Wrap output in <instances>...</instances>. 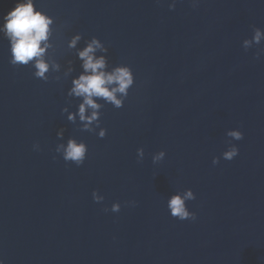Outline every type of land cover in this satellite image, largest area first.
Here are the masks:
<instances>
[{
    "label": "water",
    "instance_id": "water-1",
    "mask_svg": "<svg viewBox=\"0 0 264 264\" xmlns=\"http://www.w3.org/2000/svg\"><path fill=\"white\" fill-rule=\"evenodd\" d=\"M16 2L0 0V23ZM34 2L54 18L47 58L60 68L45 81L12 65L0 33L3 264H264V55L242 47L264 29V0ZM92 36L108 48L97 53L107 70L134 73L122 107L98 101L103 138L82 130L80 98L67 95ZM69 138L87 145L80 166L55 151ZM229 141L239 151L225 160ZM188 188L196 219L179 220L167 200Z\"/></svg>",
    "mask_w": 264,
    "mask_h": 264
},
{
    "label": "clouds",
    "instance_id": "clouds-1",
    "mask_svg": "<svg viewBox=\"0 0 264 264\" xmlns=\"http://www.w3.org/2000/svg\"><path fill=\"white\" fill-rule=\"evenodd\" d=\"M198 0H193V4ZM175 7V0L169 5ZM54 18L47 12L35 6L34 0H17L15 6L8 10L3 23H0V33H2L10 42V63L14 66L32 65L35 69L34 76L47 81L48 73L58 71L60 65L50 62L47 58V50L51 47L50 37L53 33L52 25ZM82 35L74 34L68 44L69 48H75ZM264 42V29L254 27L252 35L245 38L242 47L248 51L253 45L257 46L255 56L259 58L264 55V47L260 45ZM108 48L96 36H92L86 45L78 50V58L82 61L83 71L72 79L71 88L68 90L69 97L80 98L78 105L79 120L83 124V129L93 131L96 128L101 130L98 136L103 138L106 135V129L100 126V109L104 103H110L116 108L123 106L124 100L128 95L130 87L134 84V73L127 64H118L110 71L108 69L105 55H97L98 52L107 53ZM71 67L68 72H71ZM67 74V73H66ZM57 80L59 77L56 78ZM67 112V106L62 109ZM90 113V114H89ZM68 120L75 122L76 115L69 113ZM62 137V130L57 133ZM226 135L234 140H240L243 133L238 128L227 130ZM33 148L38 150L39 144H34ZM55 151L62 154L63 159L71 161L77 166L84 163L87 153V145L83 140L69 138L66 143L57 144ZM238 146L229 141V146L222 153L225 160H231L238 154ZM166 153L163 149L152 156L153 164L162 161ZM144 158V149H137V160L141 162ZM219 157H213V164L219 162ZM96 190L92 196L96 202L103 201V195H98ZM195 199V194L191 188L183 192H175L167 200V207L170 214L179 220L196 219V213L189 210L186 202ZM135 204V201L130 202ZM120 203L114 202L111 205V211L118 212ZM107 211V209H105ZM3 264V260H0Z\"/></svg>",
    "mask_w": 264,
    "mask_h": 264
}]
</instances>
